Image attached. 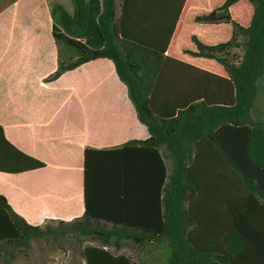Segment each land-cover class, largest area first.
I'll return each mask as SVG.
<instances>
[{
	"label": "trees",
	"instance_id": "trees-1",
	"mask_svg": "<svg viewBox=\"0 0 264 264\" xmlns=\"http://www.w3.org/2000/svg\"><path fill=\"white\" fill-rule=\"evenodd\" d=\"M167 1L180 7L163 10L150 38L132 30L128 0H102V47L54 30L72 58L49 79L112 59L150 137L86 149V211L57 227L28 223L0 194V253L14 259L33 240L91 238L98 244L84 246L86 264H139L125 246L149 258L159 252L163 264H264V249L253 247L264 228V0ZM198 1L206 7L194 9ZM167 78L188 85L167 88ZM176 95L185 99L159 100ZM44 165L0 127V171Z\"/></svg>",
	"mask_w": 264,
	"mask_h": 264
},
{
	"label": "crops",
	"instance_id": "crops-1",
	"mask_svg": "<svg viewBox=\"0 0 264 264\" xmlns=\"http://www.w3.org/2000/svg\"><path fill=\"white\" fill-rule=\"evenodd\" d=\"M206 5L198 1L192 7ZM178 7L167 0H128L130 26L150 38L153 21L164 16L163 10ZM101 11L102 0H0V127L13 147L45 164L16 173L0 171V194L35 226L84 215L86 149H114L150 137L112 59H95L49 79L61 59L72 58V51L56 42L54 30L102 47L97 33ZM206 71H211L209 64L197 69ZM162 81L167 88L181 89L193 86L195 76L185 85L173 84L171 78ZM257 105L258 114H264V91ZM257 229L253 247L263 251L264 228ZM156 256L161 264L166 260L159 252L150 258L141 253L136 260L152 264Z\"/></svg>",
	"mask_w": 264,
	"mask_h": 264
},
{
	"label": "rangeland",
	"instance_id": "rangeland-1",
	"mask_svg": "<svg viewBox=\"0 0 264 264\" xmlns=\"http://www.w3.org/2000/svg\"><path fill=\"white\" fill-rule=\"evenodd\" d=\"M45 36L47 34L45 33ZM240 54V53H239ZM48 224L57 227V222H49ZM87 244H98L91 238H85L82 241H76L74 238L58 239H40L33 240L29 247L15 249L16 257L13 259L10 255L3 251L0 253V264H86L83 257V248ZM122 252L128 253L135 259L139 257L137 251L129 246H125ZM155 254H153V257ZM158 257H161L158 255ZM156 256L152 259V264H161Z\"/></svg>",
	"mask_w": 264,
	"mask_h": 264
}]
</instances>
